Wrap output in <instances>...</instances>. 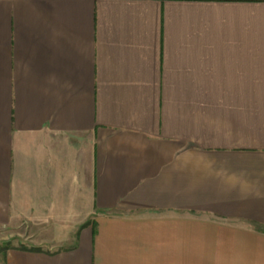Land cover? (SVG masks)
Masks as SVG:
<instances>
[{
  "label": "crops",
  "instance_id": "0c3cea01",
  "mask_svg": "<svg viewBox=\"0 0 264 264\" xmlns=\"http://www.w3.org/2000/svg\"><path fill=\"white\" fill-rule=\"evenodd\" d=\"M3 264H264V0H0Z\"/></svg>",
  "mask_w": 264,
  "mask_h": 264
},
{
  "label": "rangeland",
  "instance_id": "374dc122",
  "mask_svg": "<svg viewBox=\"0 0 264 264\" xmlns=\"http://www.w3.org/2000/svg\"><path fill=\"white\" fill-rule=\"evenodd\" d=\"M26 238H31L29 235H24V236H15L12 239L8 240H1L0 241V264H3V258L4 254L7 250L13 248L14 246H18V243H24L26 245L28 243Z\"/></svg>",
  "mask_w": 264,
  "mask_h": 264
}]
</instances>
